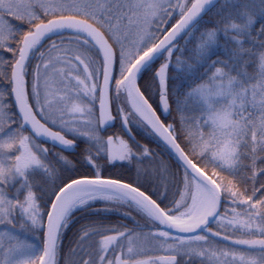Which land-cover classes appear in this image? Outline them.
<instances>
[{
	"label": "snow or ice",
	"instance_id": "obj_1",
	"mask_svg": "<svg viewBox=\"0 0 264 264\" xmlns=\"http://www.w3.org/2000/svg\"><path fill=\"white\" fill-rule=\"evenodd\" d=\"M120 207L146 223L90 221L65 253L77 212ZM0 264H264V0H0Z\"/></svg>",
	"mask_w": 264,
	"mask_h": 264
},
{
	"label": "trees",
	"instance_id": "obj_2",
	"mask_svg": "<svg viewBox=\"0 0 264 264\" xmlns=\"http://www.w3.org/2000/svg\"><path fill=\"white\" fill-rule=\"evenodd\" d=\"M220 7H221V5L218 4L216 6V8H214L212 10L211 13H209L208 15H206L204 17V19L205 20L217 19L218 17H215L214 13ZM203 27H204V25H200L201 31L203 30ZM198 38H199V32H194L190 42L186 43V41L188 40L187 37H185L183 39H180L179 42H178L177 47L180 48L181 51L180 52H176V55L178 54L177 56H179L182 60H184L186 62V64L187 63L195 64L196 61H197V56H196V53H195V45L197 43ZM53 39L57 40V42L59 43V37H53ZM222 42H223V37H221V43ZM68 45L69 44H68V41H67V42H64V44L62 46H68ZM69 46H71V45H69ZM61 53L64 54L63 52H61ZM217 54L220 55V56H223V52L220 51L219 49H217ZM213 58H215V57H213ZM173 62L175 64V57H173ZM158 64H159V62H157L156 65H153V67L156 68V66ZM172 69H174V68H172ZM201 71H202V69H201ZM150 75H151V73L146 74L145 80ZM177 76H178V73H177ZM170 81H174V80H170ZM181 83H182V81L180 79H177V80L174 81V85H180ZM175 115H176V113H175V111H173L172 118H174ZM147 135L149 137V142L155 148L154 150H157L159 152V155H160L159 158L164 160L165 162H167V159H166L167 154L170 157L168 151L162 146V144L157 140V138L154 137V135L150 134L148 131H147ZM64 154H66V153H64ZM163 157H165V158H163ZM69 158L72 159V157L70 155H69ZM104 166L107 167L109 170L112 168L111 165H109V166L108 165H104ZM175 166H177V165L175 164ZM108 169H107L108 173L112 172L111 170L108 171ZM116 173H118V172H116ZM75 174L76 175H81L83 173H81V169L80 168L78 169V167H77V171H76ZM111 176L120 177L123 180L130 181L129 179H126V178L122 177L120 173H118L116 175H112V173H111ZM97 207H100V205H97ZM124 212L125 211L121 210L120 208H118L116 210H113V211H110V212L100 213L99 216L90 215L88 212H77L75 214V217H74L75 223H73L72 226L65 233V236H64V250L66 249V247H69L70 245H72V243H73V241L75 240V237H76L77 229H79L82 224H87L90 221H100L106 227H119L121 225H124L128 229H135L136 228V224L133 223V221H132L130 216L122 215V213H124ZM109 234H112V233H109ZM99 239H100V237H98V236L93 238V240H99ZM228 244H229V242H226L223 245H228Z\"/></svg>",
	"mask_w": 264,
	"mask_h": 264
},
{
	"label": "rangeland",
	"instance_id": "obj_3",
	"mask_svg": "<svg viewBox=\"0 0 264 264\" xmlns=\"http://www.w3.org/2000/svg\"><path fill=\"white\" fill-rule=\"evenodd\" d=\"M68 40L67 39H65V41L64 42H67ZM66 44V43H65ZM73 45H71V46H67V47H72ZM60 55H65V54H60ZM68 55H71V53H69ZM176 55V52L174 53V57H176L175 56ZM156 67H158V65L156 66ZM169 76L170 77H175V76H177V71H175V69H172V68H170L169 69ZM148 79V78H147ZM146 79V80H147ZM177 80V79H176ZM175 81V80H174ZM174 81H169V85H170V88L172 87V86H174ZM172 119V117L169 119V120H171ZM135 129H137L139 132H140V134L142 135L141 137H138L139 138V143L140 144H143V145H147L148 147H150V149H151V147L153 148V149H155L154 148V146H152L151 145V143L149 142V137H148V135H147V131L145 130V129H143V128H140V127H136V126H133ZM124 138L125 139H127V137L126 136H124ZM46 147L47 146H49V145H45ZM152 150V149H151ZM54 151H58V150H56V149H54ZM154 151V150H153ZM154 153V152H153ZM66 155V154H65ZM163 158H165V157H163ZM160 159V158H159ZM166 159H167V162L170 164V166H171V168H172V170L173 171H176L177 170V166H175V162L173 161V159L172 158H170L169 156H168V154H167V156H166ZM152 161H150L149 159H147V158H145V159H143V161L141 162V161H137V160H133L130 164L129 163H127V162H125L124 164L125 165H127L128 167H129V169L131 170L129 173H124V172H118V173H120L121 174V176L122 177H124V178H126V179H129L130 181H135L136 180V174H137V170L139 169V170H141V171H143L144 169H146V168H149L151 165H152ZM149 164V165H148ZM105 168V167H104ZM126 169H128V168H126ZM125 169V170H126ZM104 171H103V174H106V173H108V172H106V169H103ZM112 172H110V175H111V173H112V175H116V174H118V173H116V170H111ZM81 173H83V174H90L91 175V173H92V171H86L85 169L83 170L82 168H81ZM120 209L121 210H123V211H125V212H127L128 210L126 209V208H123V207H120ZM130 217H131V219H132V221H133V223H139L141 226H143L145 223H146V221H145V219H143L141 216H139V215H137L135 212H132L131 213V215H130ZM135 221V222H134ZM134 225V224H133ZM137 231H139V229H137ZM144 231L145 232H147L148 231V229L147 228H144ZM35 235H39L38 233L37 234H35ZM28 239L29 240H34V237L32 236V235H30L29 237H28ZM214 239H218V238H214ZM34 242H36V243H39V241L38 240H34ZM219 243L221 244V245H223L224 243H226V241H222V240H220L219 241ZM68 249H69V247H66V249L64 250L65 251V253H67L68 252ZM149 254H158V255H162V254H164V253H162V252H156V253H149ZM74 261H79L80 260V253H79V250H77V254L76 255H74V256H72L71 257ZM85 259L87 258L86 256L84 257Z\"/></svg>",
	"mask_w": 264,
	"mask_h": 264
},
{
	"label": "flooded vegetation",
	"instance_id": "obj_4",
	"mask_svg": "<svg viewBox=\"0 0 264 264\" xmlns=\"http://www.w3.org/2000/svg\"><path fill=\"white\" fill-rule=\"evenodd\" d=\"M113 133H118V134H121L122 136H126L124 133H123V129L121 128V125H120V121L119 120H117L116 121V123H115V126L114 127H110V128H108V130H107V132L106 133H104V135H105V137L107 136V135H109V134H113ZM132 134L134 135V137H135V140L136 141H139V138L138 137H141L142 135L140 134V132L137 130V129H135L134 127H132ZM127 137V136H126ZM128 138V137H127ZM50 146V145H49ZM152 149V148H151ZM56 150H59V149H56ZM154 149H152V151H153ZM155 154H156V156L159 158V152L157 151V150H154L153 151ZM67 155H70L71 157H72V159H75L76 157L75 156H73V155H71V154H69V153H66ZM100 163L102 164V165H104V161H100ZM109 166V165H108ZM78 167V169L80 168H82L83 170L85 169L86 171H92V169H90V168H84V167H82V166H77ZM105 167V166H104ZM103 167V169H106L107 167H105L104 168ZM126 168H128V169H126ZM108 169V168H107ZM107 169H106V172H107ZM126 169V170H125ZM110 170H116V172H124V173H129L131 170L129 169V167L127 166V165H123V166H121V163L120 162H117V164L115 165V166H112V168L110 169ZM109 169H108V171H110ZM104 171V170H103ZM90 175V174H89ZM105 176H111L110 175V173H106V174H104ZM112 177H114V176H112ZM125 181H127V180H125Z\"/></svg>",
	"mask_w": 264,
	"mask_h": 264
},
{
	"label": "water",
	"instance_id": "obj_5",
	"mask_svg": "<svg viewBox=\"0 0 264 264\" xmlns=\"http://www.w3.org/2000/svg\"><path fill=\"white\" fill-rule=\"evenodd\" d=\"M218 5V4H217ZM161 141V140H160ZM162 142V141H161ZM162 144L164 145V143L162 142ZM165 146V145H164ZM166 147V146H165Z\"/></svg>",
	"mask_w": 264,
	"mask_h": 264
}]
</instances>
